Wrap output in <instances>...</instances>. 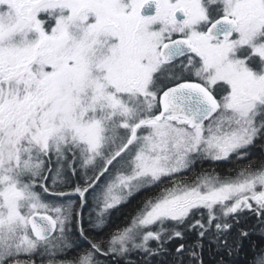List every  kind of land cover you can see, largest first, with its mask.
I'll list each match as a JSON object with an SVG mask.
<instances>
[{"label": "snow or ice", "instance_id": "snow-or-ice-1", "mask_svg": "<svg viewBox=\"0 0 264 264\" xmlns=\"http://www.w3.org/2000/svg\"><path fill=\"white\" fill-rule=\"evenodd\" d=\"M0 264H264V0H0Z\"/></svg>", "mask_w": 264, "mask_h": 264}, {"label": "trees", "instance_id": "trees-1", "mask_svg": "<svg viewBox=\"0 0 264 264\" xmlns=\"http://www.w3.org/2000/svg\"><path fill=\"white\" fill-rule=\"evenodd\" d=\"M208 165L205 164V167H207ZM137 199H139V197H137ZM133 204L135 203V201L132 202ZM124 208H131L132 207V204H128V205H125L123 206ZM127 213L126 212H122V213H116L114 212L113 213V216H112V220L114 221V223H112L110 225V228L108 229V231H111L112 229H115L117 225H120L121 227H123L128 221H126L124 219V216L126 215ZM86 215V214H85ZM82 247L86 248L87 247V244L82 242Z\"/></svg>", "mask_w": 264, "mask_h": 264}, {"label": "rangeland", "instance_id": "rangeland-1", "mask_svg": "<svg viewBox=\"0 0 264 264\" xmlns=\"http://www.w3.org/2000/svg\"><path fill=\"white\" fill-rule=\"evenodd\" d=\"M86 215H87V211H86V213H85Z\"/></svg>", "mask_w": 264, "mask_h": 264}]
</instances>
